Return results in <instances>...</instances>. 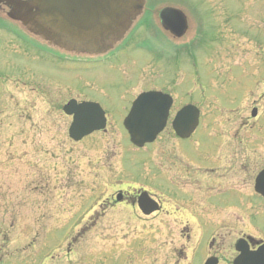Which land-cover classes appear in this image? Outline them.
Segmentation results:
<instances>
[{
    "label": "rangeland",
    "instance_id": "1",
    "mask_svg": "<svg viewBox=\"0 0 264 264\" xmlns=\"http://www.w3.org/2000/svg\"><path fill=\"white\" fill-rule=\"evenodd\" d=\"M178 4L193 15L176 43L185 44L184 50L168 44L162 52L164 43L154 51L141 48L149 38L140 26L118 56L111 53L99 62L46 50L0 13V264H203L209 255L231 264L240 234L264 239V217L254 215L264 211V201L244 198L253 181L244 187L237 175L221 182L235 189L214 182L205 200L216 209L204 226L191 217L192 207L184 210L173 202L167 209L178 213L173 223L138 220L122 205L110 208L117 185L157 176L164 141L139 151L119 125L136 94L164 91L173 98L171 115L193 104L205 121L212 111L222 121L220 111L239 105L264 111V0H147L152 12ZM149 29L157 42L159 33L153 25ZM257 39L255 47L251 41ZM71 99L100 103L108 114L105 130L71 141V118L62 111ZM228 114L230 121L236 119V113ZM167 130L161 138L173 135ZM248 133L264 140V113ZM207 136L199 130L194 140L205 142ZM148 153L155 161L152 172L145 164ZM263 159L264 150L253 175ZM160 182L156 177L151 183L156 194ZM176 189L162 187V196L169 200ZM245 202L253 208L244 222L238 210Z\"/></svg>",
    "mask_w": 264,
    "mask_h": 264
},
{
    "label": "water",
    "instance_id": "2",
    "mask_svg": "<svg viewBox=\"0 0 264 264\" xmlns=\"http://www.w3.org/2000/svg\"><path fill=\"white\" fill-rule=\"evenodd\" d=\"M35 1L30 8L20 5L17 0L7 1L11 7L8 17L21 22L31 34L53 47L71 53L92 55L104 53L116 44L143 5V0ZM32 9L36 11L31 13ZM160 18L163 26L176 36H181L186 29L185 17L179 11L163 9ZM170 106L171 99L160 93L141 94L124 121L131 142L138 147L152 142L164 127ZM64 110L67 114L74 115L69 130V135L74 140H79L104 126L101 119L103 112L97 104L77 106L71 101ZM196 121V109L187 106L177 114L173 126L179 136L186 137L196 126ZM255 189L264 196V169L256 179ZM146 205V198L143 196L139 199V206L148 214ZM236 249L240 255L233 264H264V245L257 251L250 252L239 242ZM216 263L215 258L205 262Z\"/></svg>",
    "mask_w": 264,
    "mask_h": 264
},
{
    "label": "flooded vegetation",
    "instance_id": "3",
    "mask_svg": "<svg viewBox=\"0 0 264 264\" xmlns=\"http://www.w3.org/2000/svg\"><path fill=\"white\" fill-rule=\"evenodd\" d=\"M244 118L240 113L233 122L222 127H216V132L219 135L215 137V140L212 137L209 138L208 142L195 140L188 142L189 139L184 142L170 135L163 136L162 138L159 137V141H164L160 143L159 152V167L163 179L161 180V186L168 189L169 185H171L176 186L177 189L175 192L173 190L170 193L171 197L169 200H166L164 197L158 199L153 196L149 188L129 185L128 187L132 190L131 192L126 189L116 190L117 192L122 191L123 199L119 203L114 202L113 207L122 205L124 208L136 209V201L139 194L146 190L154 201L158 203V210L149 216H143L144 218L155 219L159 217L163 222H166L165 219L167 218L176 219L177 216L175 214H170L167 211L171 202L181 205L185 209L192 207L193 210L195 209L194 217L198 218L201 216L198 210L205 207V193L207 195L210 192L216 180L223 181L225 179L226 181L227 176L237 175L236 177H239L241 185L246 187L249 184L247 180L251 177L257 160L264 150V141L257 135H247L248 125L247 120L245 121ZM201 131L203 132V130ZM183 143H191V146L184 148L182 147ZM205 143L207 144L204 145ZM216 167L221 168L218 171V178H215L213 173ZM188 186L190 187L189 189H187ZM194 191H201L202 195L195 196L193 194ZM243 196L246 198L247 195L244 194ZM251 196L264 201L259 195L251 194ZM240 198L242 201V197ZM246 203L240 205L244 214L242 217L243 221L246 220ZM260 212L262 211L260 210ZM260 212L256 211V214H263ZM204 217H209L207 210L202 218ZM240 238L246 240L251 250H255L264 242L263 238L256 240L245 233L240 234Z\"/></svg>",
    "mask_w": 264,
    "mask_h": 264
}]
</instances>
